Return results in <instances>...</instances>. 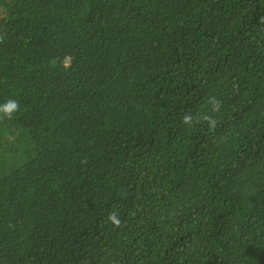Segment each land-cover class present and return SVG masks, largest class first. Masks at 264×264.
<instances>
[{
  "label": "trees",
  "instance_id": "1",
  "mask_svg": "<svg viewBox=\"0 0 264 264\" xmlns=\"http://www.w3.org/2000/svg\"><path fill=\"white\" fill-rule=\"evenodd\" d=\"M9 99L0 264H264V0H0Z\"/></svg>",
  "mask_w": 264,
  "mask_h": 264
},
{
  "label": "clouds",
  "instance_id": "2",
  "mask_svg": "<svg viewBox=\"0 0 264 264\" xmlns=\"http://www.w3.org/2000/svg\"><path fill=\"white\" fill-rule=\"evenodd\" d=\"M70 58L65 57L63 60V64L65 67L70 66ZM19 110V102L16 100L9 99L5 103L0 104V119L7 118L11 119L13 116V113L17 112ZM203 119L207 120L210 124L211 127L215 126L216 121L211 117V116H204ZM191 121L190 116H185L184 117V122L189 123ZM110 219L116 223L119 224V220L116 218L115 214L110 215Z\"/></svg>",
  "mask_w": 264,
  "mask_h": 264
}]
</instances>
